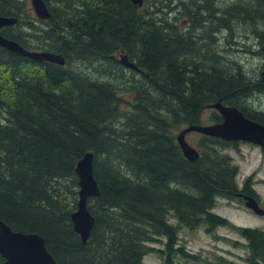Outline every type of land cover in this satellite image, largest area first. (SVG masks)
Listing matches in <instances>:
<instances>
[{"label": "trees", "instance_id": "16d2710c", "mask_svg": "<svg viewBox=\"0 0 264 264\" xmlns=\"http://www.w3.org/2000/svg\"><path fill=\"white\" fill-rule=\"evenodd\" d=\"M45 3L51 15L41 20L29 0H0V16L18 19L4 36L65 59L39 62L0 46V220L41 235L56 264H144L159 237L165 263L179 264L177 253L192 256L179 246L180 226L202 223L233 227L248 241V263L264 264V230L212 211L241 189L226 151L238 143L202 134L191 161L176 132L202 124L217 101L264 124L255 103L264 95V0ZM233 49L258 57L259 70ZM122 53L139 69L121 64ZM221 120L214 110L211 121ZM88 152L100 195L88 199L95 222L83 242L72 213L76 166ZM252 185L249 177L243 188Z\"/></svg>", "mask_w": 264, "mask_h": 264}, {"label": "water", "instance_id": "95a60500", "mask_svg": "<svg viewBox=\"0 0 264 264\" xmlns=\"http://www.w3.org/2000/svg\"><path fill=\"white\" fill-rule=\"evenodd\" d=\"M134 4L142 6L144 0H132ZM32 6L41 19L50 17V10L44 0H32ZM16 17L0 16V46L22 56L36 61L65 64L60 53L52 51L28 50L15 40L9 39L2 33V28L16 24ZM119 62L129 68L139 69L127 54H122ZM221 115L220 122L212 124H190L177 134V141L184 156L195 161L199 151L190 144L186 135L190 132H199L204 135L219 137L227 141H245L264 147V124L248 117L235 106L224 105L217 101L209 105ZM94 153H86L77 163L76 174L79 179L78 209L72 213L74 230L86 242L94 226L95 218L88 209V199L98 197L100 188L94 174ZM240 195V194H238ZM246 205L256 214L264 215V208L251 195L246 196ZM0 254L5 264H56L53 255L48 251L45 239L37 233H25L13 230L8 224L0 220Z\"/></svg>", "mask_w": 264, "mask_h": 264}, {"label": "rangeland", "instance_id": "374dc122", "mask_svg": "<svg viewBox=\"0 0 264 264\" xmlns=\"http://www.w3.org/2000/svg\"><path fill=\"white\" fill-rule=\"evenodd\" d=\"M30 7L35 14L32 7V0ZM219 0H217L218 2ZM245 2V0H242ZM39 19V18H38ZM220 33V32H219ZM227 34V32H224ZM218 32H214L216 36ZM220 39L222 42L223 36ZM245 39V38H240ZM38 40V39H34ZM246 41V40H244ZM243 43V41H241ZM225 45V44H224ZM227 50L229 45H225ZM232 53L237 57H233L241 61L248 69V71H257L260 66V59L253 54H245L243 51ZM120 55H118V59ZM34 67H31L32 69ZM257 73V72H256ZM97 76V74H96ZM101 76V75H100ZM255 103L258 109L264 110V95L257 94L255 96ZM214 112L213 108H206L203 112V123H213L211 116ZM181 129V128H180ZM177 130V134L179 133ZM190 144L197 148V143L202 139V134L198 132L188 133L186 136ZM226 151L233 157L234 163L239 166V173L237 181L239 187L242 188L245 180L249 177L253 178V189L257 194V198L264 208V152L263 148L258 145L240 141L234 147L226 149ZM213 212L228 218L230 221L242 227H251L264 230V216L258 215L247 208L245 200L237 196L221 195L214 208ZM170 221L175 225H179L177 219L170 217ZM179 246H182L192 256H183L177 253L176 263L179 264H250L247 261L250 250L248 241L245 237L239 234L233 227L217 226L212 230H208L206 225H202L190 229L186 226L179 228ZM166 239L159 237L157 242H150V247H153L145 256L144 264H166L165 256L159 253V248L165 247Z\"/></svg>", "mask_w": 264, "mask_h": 264}, {"label": "flooded vegetation", "instance_id": "af4514ba", "mask_svg": "<svg viewBox=\"0 0 264 264\" xmlns=\"http://www.w3.org/2000/svg\"><path fill=\"white\" fill-rule=\"evenodd\" d=\"M238 193L240 195H238V196L236 195V196L239 197V198H241V199H244L245 202H246V199L245 198H246L247 195H253L257 199L259 205L261 206V202L257 198V194L254 192L253 186H251L250 190H246L245 188H241Z\"/></svg>", "mask_w": 264, "mask_h": 264}]
</instances>
